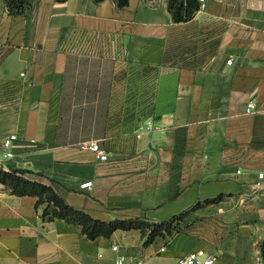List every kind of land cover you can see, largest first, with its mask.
Returning <instances> with one entry per match:
<instances>
[{
	"label": "crops",
	"instance_id": "crops-1",
	"mask_svg": "<svg viewBox=\"0 0 264 264\" xmlns=\"http://www.w3.org/2000/svg\"><path fill=\"white\" fill-rule=\"evenodd\" d=\"M29 1L14 15L0 0L4 167L59 179L68 202L105 220H167L221 197L144 243L140 228L89 237L44 219L37 195L0 183V264H172L198 247L214 264H264V0H206L183 21L168 0ZM73 30L116 46L91 51L68 41ZM92 139L108 158L81 147Z\"/></svg>",
	"mask_w": 264,
	"mask_h": 264
},
{
	"label": "trees",
	"instance_id": "trees-1",
	"mask_svg": "<svg viewBox=\"0 0 264 264\" xmlns=\"http://www.w3.org/2000/svg\"><path fill=\"white\" fill-rule=\"evenodd\" d=\"M101 1V0H96ZM117 6L123 7L129 0H114ZM8 11L14 15L26 12L29 0H5ZM201 6L200 0H168V7L175 21H183L192 18ZM29 173L42 175L43 172L34 171L23 166L5 168L0 166V183L11 193L37 195V206L43 205L41 215L44 219L61 217L70 222L82 225L83 231L89 237L100 234L109 235L117 228H140L146 236L144 243L151 242L154 237L167 230L172 232L177 221L189 210L201 205L203 202L215 201L221 197L215 196L204 201L195 202L190 208L173 215L167 220L155 221L144 217L114 218L105 220L93 216L88 211L74 206L64 197L60 191L62 182L54 177H49V182L38 178H32ZM174 221L176 223L174 224ZM264 256V247L262 249Z\"/></svg>",
	"mask_w": 264,
	"mask_h": 264
},
{
	"label": "built area",
	"instance_id": "built-area-1",
	"mask_svg": "<svg viewBox=\"0 0 264 264\" xmlns=\"http://www.w3.org/2000/svg\"><path fill=\"white\" fill-rule=\"evenodd\" d=\"M201 5L205 4L206 0H200ZM77 40L75 44L83 45L90 49L91 51L103 50L105 52L111 51L116 46V39L112 35H107L100 32H91V31H80L73 30L72 34L68 41L73 43V40ZM228 62H232L233 58L230 57L227 59ZM256 107V102L250 100L246 106L247 112H252ZM16 133H11L4 138L5 147L9 148L14 139L17 138ZM81 147L93 151L96 156L100 159L108 158L107 150L100 145L99 140H85L81 143ZM13 153L9 150L4 152V157L10 156ZM0 166H3V163L0 162ZM92 184V180H87L83 182L82 186H88ZM256 185L260 189H264V170L259 171L258 180ZM113 248H118L117 244L113 245ZM162 249H165V246H162ZM215 253L208 252L203 247L194 248L186 251L185 253L179 255L172 264H214ZM116 264H148L144 261H135L128 262L125 256H119L116 258Z\"/></svg>",
	"mask_w": 264,
	"mask_h": 264
},
{
	"label": "rangeland",
	"instance_id": "rangeland-1",
	"mask_svg": "<svg viewBox=\"0 0 264 264\" xmlns=\"http://www.w3.org/2000/svg\"><path fill=\"white\" fill-rule=\"evenodd\" d=\"M74 41L77 42V40L74 39V40H73V43H75ZM175 229H179V227L176 225V226H174L173 231H175ZM173 231H172V232H173Z\"/></svg>",
	"mask_w": 264,
	"mask_h": 264
}]
</instances>
